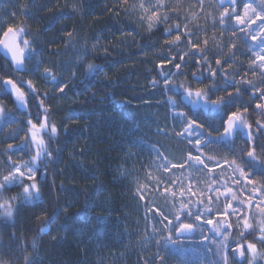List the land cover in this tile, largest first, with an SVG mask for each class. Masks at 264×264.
Segmentation results:
<instances>
[{
	"label": "trees",
	"instance_id": "obj_1",
	"mask_svg": "<svg viewBox=\"0 0 264 264\" xmlns=\"http://www.w3.org/2000/svg\"><path fill=\"white\" fill-rule=\"evenodd\" d=\"M137 2L128 0L127 5H120L117 15V0H15L8 5L7 0H0L7 7L0 17L4 25L24 27L37 50L36 55L27 53L30 57L23 74L14 73L0 56V80L12 78L24 82L21 90L28 107L26 113L18 112L10 96L0 91V105L11 113L0 123V153L5 152L8 143H20L19 139L13 141V137H23L26 132L21 130L23 123L29 114L35 118L40 111L39 99L27 87L28 80H32L36 97L43 99L49 110L50 123L59 129L55 137L44 136L53 158L39 162V199L31 205L21 204L18 209L14 204L17 209L14 217L2 216L0 209V264H156L157 251L166 256L164 264H219L220 253L208 252L207 246L199 243L198 233L192 239L182 240L180 247L164 246L159 233H152L153 221L145 220L146 204L154 200L153 207L159 205L165 211H175L171 200L165 201L153 192L146 193L145 202L137 198L138 185L155 182L147 177L148 171L153 178L166 175L149 169L155 157L154 146H161L173 162L187 155L189 145L175 137L178 129L172 127L176 122L169 118L166 100L171 95L179 103L180 97L174 93L165 95L162 86L153 89L150 80L156 75L160 59L190 51L186 46L169 50L163 36L168 25L149 30L147 23L140 20L139 9L133 6ZM168 2L175 5L177 0ZM180 2L188 17L189 30L206 32L200 36V42L203 46V40H209L207 55L213 67L214 59L221 58L225 71L235 70L236 80L243 77L259 85V70L255 76L250 71L245 73L252 59L249 48L258 51V42L253 44L237 33L236 48L230 54L229 41L233 39L235 25L232 22L219 25L216 1L204 0V11L200 7L190 9L195 0ZM206 12L210 15L206 16ZM177 22L183 25L184 16L181 15L180 21H171ZM68 32L73 35L69 37ZM174 34L167 38H174ZM213 36L222 40L225 47H215ZM44 68L52 69L57 81L68 85L64 93L55 90L56 82L49 84L42 78ZM192 70L194 62L181 69L179 81H191ZM222 83L218 77L217 87ZM200 86L192 84L193 88ZM254 102L247 91L234 103L229 101L233 107L249 106L247 115L253 125L256 119H261L251 110ZM184 110L210 128L215 127V114ZM158 127L170 135H162ZM260 143H264V137ZM32 147L17 151L13 161H27ZM240 147L243 139L236 140L233 150ZM206 155L221 159L231 153L219 146L208 150ZM6 160L7 155H0V176L10 170ZM191 176L193 182L199 180L197 190L208 187L205 176L198 172H191ZM218 179L231 184L230 170H221ZM21 191L12 188L0 193V202L12 196L21 199ZM224 202L220 197L217 204L222 207ZM235 221L233 216L232 222ZM43 228L48 230L42 233ZM232 237L239 238L236 232Z\"/></svg>",
	"mask_w": 264,
	"mask_h": 264
},
{
	"label": "snow or ice",
	"instance_id": "obj_2",
	"mask_svg": "<svg viewBox=\"0 0 264 264\" xmlns=\"http://www.w3.org/2000/svg\"><path fill=\"white\" fill-rule=\"evenodd\" d=\"M127 4L128 0H117L116 14L119 15L120 5ZM133 6L139 9L140 20L147 23L149 30L168 25L164 28L163 36L164 44L169 50L182 46L190 49L178 57L170 55L160 59L156 64V75L150 80V87L153 89L162 86L165 95L174 93L180 97L177 103L171 95L167 96L169 118L176 122L172 125L178 129L175 131V137L178 141H186L189 149L184 159L173 162L161 146L152 148L155 157L149 169L155 168L158 173L163 172L166 175L153 178L152 172L148 171L147 177L154 179L155 182L151 185H138L137 198L145 202L148 199L147 192L158 193L165 201L171 200V208L175 211L171 209L165 211L159 205L153 207L155 202L153 200L152 203L146 204V222L153 221L152 233L153 235L159 233L164 246L180 247L182 240L192 239L194 234L198 233L199 243L206 245L208 252L216 250L220 253L219 264H243L245 259L247 264H255L257 260H264V143H260V138L264 137V0H229L227 6H224V0H219L217 12L221 27L228 22L235 25L232 31L233 39L229 41L230 54H233L236 48L235 39L239 38L237 33H242L253 44L258 42V51L249 48L252 59L249 60L245 73L250 71L255 76L259 70V85L243 77L236 80L235 70L225 71L221 58L214 59L213 67L212 60L207 55L209 40L204 39L203 46L200 42V36L206 35V32L201 33L199 29L189 30L188 17L183 13V4L180 0H177L175 5L168 0L154 2L150 0L148 3L145 0H138ZM189 7L190 9L200 7L204 11V0H195ZM181 15L184 16L183 25L180 22L171 23L173 20L180 21ZM205 15L210 14L206 12ZM173 32L174 38L168 39ZM67 35L71 37L73 34L68 32ZM28 36L29 33L22 26H0V46L11 53V62L15 70L24 68L30 57L27 53L37 54L35 45ZM212 41L215 47H225L222 40L217 41L216 36L212 37ZM193 62L191 81L180 82L178 77L182 75L181 69ZM88 68L91 70L92 65ZM218 77L223 82L221 87L216 85ZM42 78L56 82L55 90L61 94L68 88L67 84L57 81L52 69L44 68ZM23 83L12 78L0 80V91L13 95L18 110L19 108L27 110L25 92L21 91ZM193 83L202 86L193 88ZM241 85L250 87L245 89ZM27 87L30 94L39 99L40 111L35 118L29 114V118L23 123L21 130L26 129L23 137H13V141L19 139L20 143L10 142L5 152L0 153L7 155L5 164L10 169L7 174L0 176V193L20 188L23 197L21 200L20 197L12 196L0 202V209L5 210L8 217H14L21 204L31 205L39 199L38 163L53 158V153L45 144L44 136L52 138L59 132L56 124L49 121V110L44 107L43 99L36 97L37 89L32 80L27 81ZM245 91L255 101L251 110L261 117L254 121V125L249 122L247 115L250 111L249 106L236 104L233 107V104L229 103V101L234 103ZM221 92L224 94H220ZM186 108L215 114L213 117L216 121L215 127L210 128L201 120L192 118L188 111L184 110ZM7 115L11 113H6L0 105V119ZM157 131L162 135H170L162 127H158ZM238 139H243V147L233 150ZM210 144L224 147L231 155H225L221 159L205 155V149ZM29 145L33 146L29 159L14 162L13 156L17 151L29 149ZM183 169L190 171L180 173L173 171ZM221 170L223 172L230 170L231 184L219 181ZM191 172L205 176L208 187L197 190L199 180L193 182ZM220 197L225 201L222 207L217 204ZM14 204L17 205V209L13 208ZM214 204H217L215 210ZM148 212L151 215H148ZM233 216L236 217L235 223L232 222ZM145 227H148L147 223ZM47 230L43 228L41 231L43 233ZM234 232L238 234V239H233ZM249 236L253 238L249 239ZM157 244H161L160 239L157 240ZM165 260L166 256L157 251L156 264H164Z\"/></svg>",
	"mask_w": 264,
	"mask_h": 264
},
{
	"label": "water",
	"instance_id": "obj_3",
	"mask_svg": "<svg viewBox=\"0 0 264 264\" xmlns=\"http://www.w3.org/2000/svg\"><path fill=\"white\" fill-rule=\"evenodd\" d=\"M228 2H229V0H224V6H227ZM216 4H217V6L219 5V0H216ZM0 56L9 64L11 70L14 73H17V74H23L24 73L25 65H24V68L22 70H15L13 63L11 62V53L8 52L7 50H5L2 46H0ZM48 82H49V84L55 83L54 81H51V80H48ZM8 95L10 96V98H11L12 102L14 103L15 108L18 112H20V113H26L27 112V110H28L27 103H26V109L27 110H25V108H19V110H18V105L14 102L13 95L10 93Z\"/></svg>",
	"mask_w": 264,
	"mask_h": 264
},
{
	"label": "rangeland",
	"instance_id": "obj_4",
	"mask_svg": "<svg viewBox=\"0 0 264 264\" xmlns=\"http://www.w3.org/2000/svg\"><path fill=\"white\" fill-rule=\"evenodd\" d=\"M15 0H7V3H6V5H8V4H12V2H14ZM2 3H0V17H1V13H2V11L4 10V11H6V9H7V7L6 6H3V4L1 5ZM5 23H4V21L3 20H1L0 19V26H2V25H4ZM192 110V109H191ZM193 111V110H192ZM196 111V110H195ZM199 111H201V112H203L202 110H199ZM204 113H210V112H204ZM1 121H2V119H0V123H1ZM219 148V146L217 145V144H210V145H208V147L205 149V155H206V152L208 151V150H214V149H218ZM38 167H39V163H38ZM23 199V197H21V200ZM2 210V216H7L6 215V212H5V210H3V209H1ZM243 264H247V260L245 259L244 260V262H243ZM255 264H264V260H257L256 262H255Z\"/></svg>",
	"mask_w": 264,
	"mask_h": 264
}]
</instances>
